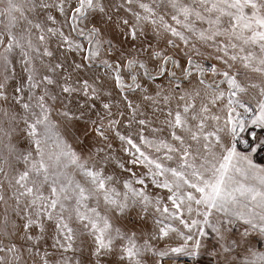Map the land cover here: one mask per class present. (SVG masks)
<instances>
[{
    "label": "snow or ice",
    "instance_id": "obj_1",
    "mask_svg": "<svg viewBox=\"0 0 264 264\" xmlns=\"http://www.w3.org/2000/svg\"><path fill=\"white\" fill-rule=\"evenodd\" d=\"M0 264H264V0H0Z\"/></svg>",
    "mask_w": 264,
    "mask_h": 264
}]
</instances>
